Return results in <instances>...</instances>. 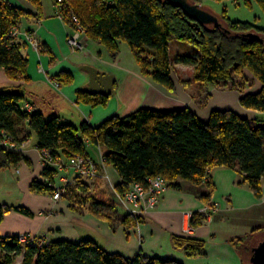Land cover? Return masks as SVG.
<instances>
[{
    "label": "trees",
    "instance_id": "trees-1",
    "mask_svg": "<svg viewBox=\"0 0 264 264\" xmlns=\"http://www.w3.org/2000/svg\"><path fill=\"white\" fill-rule=\"evenodd\" d=\"M28 1L40 8V0ZM255 1L264 13V0ZM62 3L64 12H75L85 34L102 44L111 58L118 53V42H126L140 73L167 88L173 86L172 63L192 65L194 78L206 83L227 81L231 72L246 68L260 86L254 92L241 93L238 101L244 108L264 111V28L227 16L222 20L217 17L218 25L203 24L166 0H62ZM26 14L29 12L21 7L0 0V67L9 78L23 81L28 79V59L22 53L23 43L13 39L9 29L19 25L21 16ZM172 37L187 42L195 50L176 54L171 61L168 41ZM143 54L149 58V64L140 59ZM62 74L66 76L63 81L71 79L67 72H60L58 77ZM76 95L91 105L105 104L109 96L84 89H78ZM22 99L20 85L0 90V137L7 135L17 147L33 131L36 147L48 149L52 155L61 151L66 155L88 156L89 144L100 145L104 161L118 175L114 189L120 195L132 183L146 186L148 178L160 175L168 187L178 188V179L196 185L204 183L208 191L203 197L208 198L214 188L209 173L218 166L235 168L240 182L246 183L256 197L261 195L262 120L252 122L228 108L211 109L207 120H202L187 106L165 109L142 106L125 115L111 114L95 125L82 121L75 127L54 114L45 118L40 111H26L20 104ZM21 160L23 157L17 150L0 144V168L15 167ZM41 174L42 180L33 179L28 188L33 193L49 195L54 170L44 167ZM75 183L82 192L89 191L88 181L75 178ZM86 196L96 214L102 206L115 208L114 201L104 195ZM9 210L32 214L22 205L0 203V221ZM129 215L126 213L122 221L127 222ZM203 217V212L193 213L191 225L199 224ZM249 236L238 241H249ZM171 240L187 256L204 253L202 239L172 235ZM245 251L250 253V247ZM18 256L20 264H181L140 252L132 257L110 253L91 238L77 241L55 238L41 244L21 245L17 235L0 236V264H13Z\"/></svg>",
    "mask_w": 264,
    "mask_h": 264
},
{
    "label": "crops",
    "instance_id": "crops-1",
    "mask_svg": "<svg viewBox=\"0 0 264 264\" xmlns=\"http://www.w3.org/2000/svg\"><path fill=\"white\" fill-rule=\"evenodd\" d=\"M7 1L29 12L21 16L19 25L34 33L39 47L23 46L22 53L28 59L27 80L11 79L0 67V90L20 85L23 92L20 104L28 102L32 110L40 111L45 118L54 114L75 127L82 121L95 125L111 114L125 115L135 110L128 108L131 104L124 87L130 91L141 87L144 101L149 103L147 105L152 103L148 97L151 91L149 82L135 69L128 70L122 82L114 76V90L105 104L91 105L79 100L77 90L88 83V72L82 68L83 65H91L99 73L107 74L99 65L100 60L108 61L104 47L89 43L88 47L94 52L83 54L79 49L73 50L68 46L66 37L73 32L72 24L56 15L52 0H41L39 10L27 0ZM60 72H67L71 79L63 81L66 76L58 77ZM56 80L59 82L57 87L53 84ZM120 93L126 94L122 106ZM184 106L200 119L208 116L210 111L204 112V106H189L186 101L163 107ZM15 150L23 160L17 167L0 168V203L22 205L32 214L25 215L15 210L6 212L0 221V236L30 233L50 240L91 238L110 253L132 257L140 252L147 257L174 259L181 264H250L251 248L264 239V180L261 182V195L256 197L246 183L240 182L235 168L218 166L210 170L214 188L208 198L203 197L208 191L204 183L196 185L178 179L179 187H166L148 219L128 228L122 225L111 227L95 214L72 211L63 199L53 202L48 196L29 190L33 179H42L33 131ZM109 170L112 181L117 183L118 175L111 166ZM206 204L208 213L199 224L191 225V215L201 212ZM48 211L51 213L46 215ZM172 235L202 239L204 253L187 256L182 248L172 244ZM246 235H250L249 245L238 241ZM246 247H250L249 255Z\"/></svg>",
    "mask_w": 264,
    "mask_h": 264
},
{
    "label": "rangeland",
    "instance_id": "rangeland-1",
    "mask_svg": "<svg viewBox=\"0 0 264 264\" xmlns=\"http://www.w3.org/2000/svg\"><path fill=\"white\" fill-rule=\"evenodd\" d=\"M28 1V0H27ZM192 3H197L200 7L206 9L216 17L221 20L225 18V16L229 17L232 20H245L249 21L252 24L264 28V13L260 7V5L255 0H189ZM41 3V0H40ZM32 4V3H31ZM36 7L34 4H32ZM52 5L56 12V15L62 17L64 20H68L70 24H72V28L74 29L75 24L72 23L71 17L75 15L73 11H65L62 0H52ZM60 5V9L57 7ZM37 8V7H36ZM40 8H38L39 10ZM57 9L59 11H57ZM77 13V12H76ZM80 17H82L79 13H77ZM77 20L78 17L76 16ZM79 21V20H78ZM80 24V22H79ZM212 25V24H211ZM21 32H25V39L23 36L18 39L23 45H28L33 48L39 47V43L34 35V33L25 29H22L20 25H17ZM251 31V30H250ZM85 37L80 35L79 40H82L83 47L78 51H81L83 54H88L89 52H94L93 49H90L89 43L100 44L96 41L90 39L84 32ZM69 36V35H68ZM68 36L66 37V43ZM169 44V56L170 60H173V57L176 54H186L192 53L195 48L188 44L187 42L177 40L175 38H170L168 41ZM73 50L76 48L72 45L67 44ZM102 45V44H100ZM103 46V45H102ZM104 47V46H103ZM106 50V48L104 47ZM107 55V63L102 60L99 61V65L104 69V71L108 74H113L118 82H122L124 76L128 75V70L135 69L144 79L148 82V88L151 90L148 93V97H150V101L152 103H146L144 101V94L142 95L141 87L130 91L127 87H124L126 94H128V98L130 99L128 102L131 104L128 108L133 109L138 107H151V108H160L165 109L167 105H173L174 102L181 104V102L186 101L189 106L194 107H205L204 112L209 111L211 109H231L240 116L246 117L252 122L256 120H262L264 122V111L258 112L255 110L244 108L240 105L238 101V97L241 93L244 92H254L258 90L260 83L259 81L247 70L246 68L240 69L238 72H231L230 78L227 81H215L212 83H206L198 81L194 78V67L189 64L182 63H172V68L170 72V76L173 81L172 88H167L153 80H151L148 76L142 75L140 73V68L138 63L136 62V58L127 43L124 41L118 42V53L114 58H111L106 50ZM141 60H146L149 64V58L147 55L143 54L140 56ZM61 77V76H59ZM130 77V76H129ZM132 77V76H131ZM136 81V78L133 79ZM59 82L56 80L53 84ZM115 83H113L114 87ZM150 85V86H149ZM55 86V85H54ZM139 86V85H138ZM57 87V86H55ZM114 90V88H113ZM111 91V93L113 92ZM144 90V89H143ZM118 91V88H117ZM156 91V92H155ZM111 93H108L109 96ZM124 93H120L122 97L119 96L120 105H123V99L126 95ZM147 94V93H146ZM145 94V96H146ZM108 96V98H109ZM128 102L126 106H128ZM163 105V106H162ZM32 108V107H31ZM202 116L201 113H199ZM208 116H202V120H207ZM36 151L38 154L39 165L41 170L46 167L48 159V154L43 149H38L36 147ZM89 155L84 156L81 154L74 155H66L59 151L55 157V159L51 160L49 163L56 166L54 170V176H62L61 183H63L61 188H63L62 193L57 198H52L53 187H51V194L48 196L51 201L57 202L58 200H65L68 203L69 209L74 212H89L97 215L101 219L105 220L109 223V225L116 226L122 225L125 228L130 226H135L143 220L148 219L150 213L156 207L160 199V195L165 191L161 192L159 196L156 197L155 203L150 207L146 205H142L144 207L138 210L139 203L144 201L148 196V193H143L136 205L134 203H130L128 201L121 200L127 191V189L120 195L116 189H114V182L112 181L110 175L111 172L109 170V165L104 162L101 158L103 147L97 144H89ZM93 152V153H92ZM81 157L87 158L85 160L93 159L98 161V168L94 170V174L90 176H80L79 174H75L73 172H65L67 170V163L71 161L72 157ZM97 166V165H96ZM10 167V166H8ZM14 167V166H12ZM17 167V166H15ZM61 167L63 168L61 170ZM60 170L62 172H60ZM42 177V174H41ZM75 178L84 179L90 183L89 191L82 192L79 190L75 183ZM42 180V179H41ZM166 189V188H165ZM88 193H95V195L100 196L104 195L107 199H111L115 203V208L107 206H102L99 209L98 214L90 208L91 200L86 195ZM45 195V194H43ZM206 207L207 204L205 205ZM146 208V209H144ZM138 210V211H137ZM130 211V215L128 216V221L123 222L124 215ZM48 211L46 215L50 214ZM137 213V214H136ZM186 230H188L186 228ZM42 239H46V237H42ZM48 240V238H47ZM245 243H249L248 241H244ZM249 255V253H247ZM21 256H18L13 264H20Z\"/></svg>",
    "mask_w": 264,
    "mask_h": 264
},
{
    "label": "built area",
    "instance_id": "built-area-1",
    "mask_svg": "<svg viewBox=\"0 0 264 264\" xmlns=\"http://www.w3.org/2000/svg\"><path fill=\"white\" fill-rule=\"evenodd\" d=\"M57 8L60 9V5ZM58 9L57 11H59ZM71 20H72V23L75 24V26H74L73 32L68 36L67 44L74 46L76 49H81L83 47V43H82V40H79V38H80V35L85 37L83 28L79 24V21L77 20L76 16L72 15ZM9 35L12 36L13 39H20L22 36L24 39L25 37H27L26 33L21 32L16 25L12 26L9 29ZM54 85L58 86V83L56 82ZM22 108L25 109L26 111L32 110L31 105L28 102H23ZM0 144L9 149L16 148V145L12 143L9 137L5 134H2V136L0 137ZM43 150L48 154V159H49V161H46L47 162L46 167L55 169L56 166L50 164L49 162L55 159L57 154L52 155L51 151L45 148H43ZM101 158L104 161L102 154H101ZM85 159L87 158H81V157H75V156L72 157L71 161L67 163V170H65V172H73L75 174H79L80 176H90L94 174L95 173L94 170L98 168V161L89 159V158L88 160H85ZM62 169L63 168L61 167V170ZM61 170L60 172H62ZM61 180H62L61 175L53 177V182L51 183V187L54 188L52 198H57L62 193L63 188H61V186H63L62 185L63 183H61ZM147 181L148 183L146 186H142L139 183H132L127 189V191L125 192L121 200L128 201L136 205V203H138L137 201H140L139 200L140 196L143 193L147 192L148 196L145 199L146 200L145 203L144 201H142L141 203H139V205H136V206H139L138 210L144 207L142 205L151 207L155 203L156 197L159 196L161 192H163L165 188L167 187V182L160 175L148 178ZM208 209L209 207L204 206L202 207L201 212H203L204 214H207ZM128 213L130 214V211H128ZM17 240L19 244L21 245H25L26 243L34 245V244H41L42 242L47 241V238L43 240L41 238H36L35 234L20 233L17 235Z\"/></svg>",
    "mask_w": 264,
    "mask_h": 264
},
{
    "label": "water",
    "instance_id": "water-1",
    "mask_svg": "<svg viewBox=\"0 0 264 264\" xmlns=\"http://www.w3.org/2000/svg\"><path fill=\"white\" fill-rule=\"evenodd\" d=\"M166 1L180 8L186 15L200 23L212 25L219 24L218 18L215 15L200 7L197 3H192L189 0ZM82 68L88 72V83L83 87L84 90L99 94L111 93L114 83L113 74L99 73L96 68L88 64L83 65ZM249 262L250 264H264V239L251 248Z\"/></svg>",
    "mask_w": 264,
    "mask_h": 264
}]
</instances>
